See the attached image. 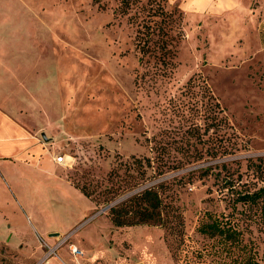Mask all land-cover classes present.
Instances as JSON below:
<instances>
[{
	"label": "rangeland",
	"instance_id": "rangeland-1",
	"mask_svg": "<svg viewBox=\"0 0 264 264\" xmlns=\"http://www.w3.org/2000/svg\"><path fill=\"white\" fill-rule=\"evenodd\" d=\"M157 1L182 14L166 65L137 47L148 0H0V264H182L179 236L108 218L159 183L190 257L215 244L197 233L210 214L264 264V195L237 201L264 187L248 167L264 166V0ZM132 157L152 161L147 181L104 203Z\"/></svg>",
	"mask_w": 264,
	"mask_h": 264
},
{
	"label": "trees",
	"instance_id": "trees-1",
	"mask_svg": "<svg viewBox=\"0 0 264 264\" xmlns=\"http://www.w3.org/2000/svg\"><path fill=\"white\" fill-rule=\"evenodd\" d=\"M138 0H121L122 13L127 12L131 5ZM148 8H142L144 17L141 20L140 29L137 34V47L143 56L158 58L161 65H166V57L170 51L167 49L170 45V32L174 29H180L182 14L176 11H166L162 4L157 0H148ZM214 100L212 95L209 96ZM213 119L216 112L219 111L217 103L214 104ZM213 107V106H211ZM213 108H210V110ZM229 146L223 147V153L229 151ZM229 153V152H228ZM262 158H258L256 162L248 161V167L255 166L259 173L258 179L264 181V166ZM152 161L149 158L138 159L132 157V162L124 168V173L112 171L108 175L107 181L112 187L106 189V197L104 203L109 204L115 198L125 192L137 189L147 180V169L152 168ZM140 171L139 176L135 177L130 172ZM164 183L148 186L137 191L125 201L111 206L108 211V218L112 225L116 228L134 227V226H160L166 228L171 235L179 236V243L173 252V258L182 264H252L246 257L245 248L241 242V232L235 227L234 223L226 221L223 218L208 214L200 222L197 233L204 238L212 239L215 243L210 250L206 248L196 249L189 256L188 245L185 244L183 221L181 216L177 214L172 207L166 211L165 204L161 197L160 190L164 188ZM84 196L91 198L92 194L85 189H80ZM264 195V187L253 193L239 194L238 202L247 204H257ZM209 257L211 261L206 262Z\"/></svg>",
	"mask_w": 264,
	"mask_h": 264
},
{
	"label": "crops",
	"instance_id": "crops-1",
	"mask_svg": "<svg viewBox=\"0 0 264 264\" xmlns=\"http://www.w3.org/2000/svg\"><path fill=\"white\" fill-rule=\"evenodd\" d=\"M225 1V0H222ZM6 121V127H4L5 131L9 133V131L11 133H16V134H20L21 139H25V138H30L31 140H34L35 135H31L29 134L25 128H23L19 123H17L15 120L13 121L9 116L5 115ZM35 153L33 151H29L28 155H34Z\"/></svg>",
	"mask_w": 264,
	"mask_h": 264
},
{
	"label": "built area",
	"instance_id": "built-area-1",
	"mask_svg": "<svg viewBox=\"0 0 264 264\" xmlns=\"http://www.w3.org/2000/svg\"><path fill=\"white\" fill-rule=\"evenodd\" d=\"M57 161L58 162H61V161H63V158H61V157H59L58 159H57ZM72 253H76V250L74 249V248H72Z\"/></svg>",
	"mask_w": 264,
	"mask_h": 264
},
{
	"label": "water",
	"instance_id": "water-1",
	"mask_svg": "<svg viewBox=\"0 0 264 264\" xmlns=\"http://www.w3.org/2000/svg\"><path fill=\"white\" fill-rule=\"evenodd\" d=\"M51 236L57 237L58 235H57V234H53V235H51Z\"/></svg>",
	"mask_w": 264,
	"mask_h": 264
}]
</instances>
